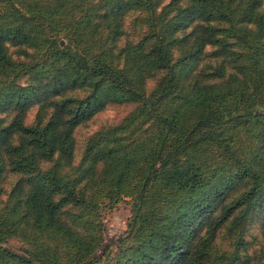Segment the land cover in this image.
<instances>
[{
  "label": "trees",
  "instance_id": "obj_1",
  "mask_svg": "<svg viewBox=\"0 0 264 264\" xmlns=\"http://www.w3.org/2000/svg\"><path fill=\"white\" fill-rule=\"evenodd\" d=\"M262 3L0 0V264H259L243 235L257 213L264 230ZM131 11L142 33L120 44ZM129 103L77 160V127ZM124 199L118 250L96 255Z\"/></svg>",
  "mask_w": 264,
  "mask_h": 264
},
{
  "label": "rangeland",
  "instance_id": "obj_2",
  "mask_svg": "<svg viewBox=\"0 0 264 264\" xmlns=\"http://www.w3.org/2000/svg\"><path fill=\"white\" fill-rule=\"evenodd\" d=\"M169 0H161V3H166ZM247 0H242L245 2ZM264 12V0L262 6L260 8ZM142 15L139 11H131L126 14L124 17V30L125 33L120 40V44H125L128 41L137 40L141 36V28L139 26L138 18ZM190 26L186 29L185 32L191 30ZM180 33V32H179ZM184 33H181V35ZM211 47H207V51H211ZM14 51V48H12ZM210 59V58H208ZM207 59H204L200 68L205 65ZM159 78V75L152 77L148 80L146 89L147 91H151ZM79 93H81L79 91ZM78 92H70L69 95H82ZM134 108V104H110L105 109L97 113L91 120L87 121L86 123L81 124L75 130V139H76V159L79 160L86 140L95 132L106 128L111 124L118 123L122 120L132 109ZM39 111L38 106H34L30 108L26 115L24 122L26 124H33L36 119V115ZM13 113L2 115L7 120H10ZM1 116V115H0ZM9 180H13V176L8 177L6 180L3 181L2 186H4L7 190L10 188V184H8ZM11 183V182H10ZM131 216V203L130 201L124 199L115 204L114 207H103L101 209V217L102 223L104 227V235H105V242L104 244L98 249L96 255L100 254L103 248L106 245L111 244V252L115 255V252L118 250L117 243L115 242L117 238L127 231L128 228V221ZM262 218L260 215H255L251 219L248 220L245 230H244V238L249 242L247 244L248 250L257 257L259 264H264V230L262 227ZM229 226H226L223 229L218 237V244L222 247L230 246L232 240L230 236L227 234ZM6 247L13 250L14 252L22 253L21 242L15 238L11 237L6 242Z\"/></svg>",
  "mask_w": 264,
  "mask_h": 264
},
{
  "label": "water",
  "instance_id": "obj_3",
  "mask_svg": "<svg viewBox=\"0 0 264 264\" xmlns=\"http://www.w3.org/2000/svg\"><path fill=\"white\" fill-rule=\"evenodd\" d=\"M64 42L62 41L61 44H63Z\"/></svg>",
  "mask_w": 264,
  "mask_h": 264
}]
</instances>
